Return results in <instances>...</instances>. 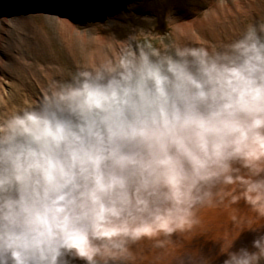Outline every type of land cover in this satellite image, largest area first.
Wrapping results in <instances>:
<instances>
[{
	"label": "clouds",
	"instance_id": "1",
	"mask_svg": "<svg viewBox=\"0 0 264 264\" xmlns=\"http://www.w3.org/2000/svg\"><path fill=\"white\" fill-rule=\"evenodd\" d=\"M264 221V23L213 47L103 38L0 119V264H192L205 212ZM219 242L223 264L264 256Z\"/></svg>",
	"mask_w": 264,
	"mask_h": 264
},
{
	"label": "rangeland",
	"instance_id": "2",
	"mask_svg": "<svg viewBox=\"0 0 264 264\" xmlns=\"http://www.w3.org/2000/svg\"><path fill=\"white\" fill-rule=\"evenodd\" d=\"M222 3L226 2L139 0L125 9L126 14L117 15L112 21L100 18L99 15H86L100 21H83L78 25V30L71 33H65L41 15L45 10L54 11L48 4H32L28 7L31 16L18 25L20 35L13 41L3 43V48L0 45V94L4 84L11 108L37 105L44 90L54 80L68 79L79 67L89 63L103 38L114 36L124 39L129 33L135 32L147 43H194L210 48L236 38L249 25L264 23L262 12L255 19L247 15L242 21L221 25L211 19L204 38L195 32L189 35L184 33L181 25H190L191 22L203 20L207 15H212V18L213 8ZM68 10L71 12L73 8ZM6 108L0 100V118L6 114Z\"/></svg>",
	"mask_w": 264,
	"mask_h": 264
},
{
	"label": "bare ground",
	"instance_id": "3",
	"mask_svg": "<svg viewBox=\"0 0 264 264\" xmlns=\"http://www.w3.org/2000/svg\"><path fill=\"white\" fill-rule=\"evenodd\" d=\"M223 1L226 3L213 8L212 13L214 15L212 18V15H207L203 20L191 22L190 25L189 23L181 25L184 33L189 35L190 32H195L197 36L204 38L206 29L210 27L211 19L218 21L221 25L225 22L242 21L247 15L255 19L257 14L264 13V0ZM138 2L139 0H0V42L2 43L0 45L3 48V43L13 41L20 35L18 25L27 21L31 16L29 8L32 4H48L54 11L45 10L41 15L65 33H71L77 31L78 25L83 21L88 23L100 21L86 15H99L100 18L112 21L117 15L126 14L125 9H129V6ZM70 7L73 8L71 12L68 10ZM3 85L0 100L2 105L7 107V111L4 117L0 119L25 108L24 105L23 107H10L11 100L7 97ZM252 215L254 214L250 212L249 207L243 201L240 202L238 208H232L230 211L205 212L203 218L205 223L212 226L211 234L197 232L183 240L180 247L191 256L192 264H223L226 257L220 255L219 242L228 238L235 240L233 250L246 248L250 252H257L258 250L253 247V241L260 235H264V221L253 225L251 228H244L246 217ZM258 261L262 264L264 256H259L254 264H257Z\"/></svg>",
	"mask_w": 264,
	"mask_h": 264
}]
</instances>
